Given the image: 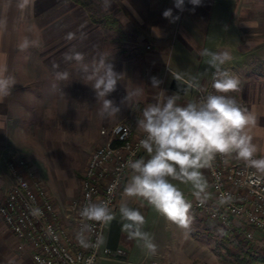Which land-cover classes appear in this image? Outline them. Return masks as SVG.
Here are the masks:
<instances>
[{
  "label": "crops",
  "instance_id": "1",
  "mask_svg": "<svg viewBox=\"0 0 264 264\" xmlns=\"http://www.w3.org/2000/svg\"><path fill=\"white\" fill-rule=\"evenodd\" d=\"M96 1L100 5L96 2L85 7L73 0H30L21 13L14 8V11L10 7L6 9L20 18L14 26L9 23L10 14L0 10V71L6 69L5 74L15 81L9 94L0 97V176L5 161L16 153L35 163L40 178V172L47 168L52 169L56 179L66 176L67 171V184H61L62 180L58 179L59 197H54L59 204H67L77 194L75 189H70L71 182L78 188L89 154L103 140L101 128L131 121L138 129L136 122L143 109L170 95L178 97L179 105L196 101L190 84L204 87L215 72L208 63L210 57L200 54L204 49L230 54L231 59L222 69L237 78L239 85L235 91L218 94L234 98L255 117L250 134L258 148L256 156H264V0H201L198 6L184 0L182 10L175 7V0ZM169 8L173 17H179L175 22L163 16ZM109 15L114 23L106 19ZM69 32L75 34L71 41L66 39ZM25 39L30 46L21 51L19 44ZM73 47L85 55L86 62L105 55L114 70L123 74L116 90L107 98L120 104L127 91L141 89L142 94L120 105L121 111L115 116H99L100 105L94 90L80 80L82 74L76 70L75 62L63 59L64 53ZM57 71H68L70 78L56 82L58 87L53 89ZM153 77L160 81L158 87H153ZM173 78L187 84L183 94L169 87ZM68 141L78 148L69 152ZM36 147L40 148L43 159L35 156ZM141 157L147 159L148 153L143 150L136 159ZM231 157L239 161L234 153ZM200 171L208 186L207 168ZM131 174L129 169L112 210L122 200L136 209L138 204L150 206L142 198L124 196ZM4 177L0 182H5L6 189L9 179ZM169 180L183 193L195 192L190 183ZM147 212L144 210L143 214L147 216ZM188 215L207 225H218ZM123 224L118 248L124 251L121 258H126V263L219 264V250L213 254L195 250L188 241L196 239L186 236L187 228H181L180 242L171 233L164 236L163 230L169 233L176 225L159 213L143 226L156 245L155 253L144 247L142 241L130 239ZM254 234L262 237L259 230ZM123 242H130V246ZM128 256L132 258L127 260Z\"/></svg>",
  "mask_w": 264,
  "mask_h": 264
},
{
  "label": "clouds",
  "instance_id": "2",
  "mask_svg": "<svg viewBox=\"0 0 264 264\" xmlns=\"http://www.w3.org/2000/svg\"><path fill=\"white\" fill-rule=\"evenodd\" d=\"M128 2V0H127ZM198 6L201 0H189ZM30 0H20L18 7L25 9ZM184 0H175V7L182 10ZM165 18L175 22L179 17L172 16V9L163 12ZM74 33H67L66 39L71 41ZM30 42L25 39L19 44V49L25 51ZM202 56H209L208 63L215 69L212 88L216 93H228L238 88L239 81L222 69L231 59L227 51L210 52L204 49ZM65 61H74L81 79L89 84L95 92L100 108L98 115L102 118L113 117L121 111L120 105H126L134 97L142 94L141 89L127 91L121 98L120 104L107 98L117 88V82L123 74L114 70L113 64L101 54L91 62L85 61V55L75 50V47L64 53ZM58 67V65H54ZM6 69L0 71V97L9 94L14 85V78L6 75ZM68 71H57L54 75L52 88L56 89L58 81H68ZM160 81L152 78L153 87H158ZM198 91H203L197 84H193ZM175 95L167 96L157 103L148 104L137 119L138 129L144 133L139 140V147L148 153V158L129 160L127 167L131 169L127 184L124 187V196L138 197L147 201L156 212L180 228L189 225L190 202L185 199L183 192L173 183L179 180L191 184L194 194L200 198L205 193L206 181L200 169L209 167L217 154H235L238 160L246 166L264 173V156L256 158L257 145L253 143L250 129L256 123L255 117L246 109L241 108L234 98L222 94L207 93L198 101L188 102L186 105L177 104ZM111 191V189H110ZM119 213L123 221L124 230L130 239L143 242L150 252L155 253L156 245L149 233L143 231L146 223L144 215L139 209L132 208L126 200L119 204ZM79 215L84 223L76 233L78 243L88 248L90 243L87 233L91 231L88 221L107 224L114 219L109 200L93 201L89 199L81 208ZM102 242L98 239L97 243Z\"/></svg>",
  "mask_w": 264,
  "mask_h": 264
},
{
  "label": "built area",
  "instance_id": "3",
  "mask_svg": "<svg viewBox=\"0 0 264 264\" xmlns=\"http://www.w3.org/2000/svg\"><path fill=\"white\" fill-rule=\"evenodd\" d=\"M212 80L199 87L203 91L190 84L196 101L207 93L218 94ZM99 133L103 140L88 156L79 178V193L64 205L55 200L31 161L17 155L5 161L2 172L9 183L0 200V218L18 247L28 250L30 264H98L101 258L124 256L120 248L111 250L106 246L109 223L88 221L91 231L87 236L94 246L82 247L76 239L84 223L79 212L89 199L109 200L112 209L130 169L127 162L144 150L139 147L144 133L131 121L101 128ZM206 168L209 184L204 194L210 195L198 198L194 192L183 193L191 204L189 213L220 225L232 240L263 245L264 173L221 154ZM255 230L262 232L261 241L255 237ZM98 239L102 242L97 243Z\"/></svg>",
  "mask_w": 264,
  "mask_h": 264
},
{
  "label": "rangeland",
  "instance_id": "4",
  "mask_svg": "<svg viewBox=\"0 0 264 264\" xmlns=\"http://www.w3.org/2000/svg\"><path fill=\"white\" fill-rule=\"evenodd\" d=\"M19 2L20 1H15V0H13V1H11V0H0V10H2L4 13L8 12L10 14V17L8 16V20H9V23L12 24V26H14L16 23V20H19L20 18H19V16H15V15L12 16V13L10 12V10H13V8H14V9H16V11L18 10V13L23 12V10H21L18 7ZM8 7H10L9 8L10 10L6 11V9ZM10 20H11V22H10ZM20 36H21V34H20ZM8 52H9V50H8ZM1 66H2V64H0V67ZM68 142H69V144L67 147H69V149H68V150H70L69 152H73L78 148V146L76 147V145L74 143H72L70 141H68ZM34 153H35V156L38 157L39 160L43 159V155L40 153V148L36 147V149H34ZM15 155L22 156L23 158H26L27 160L31 161L29 158H27L26 156H23L21 154L16 153ZM31 163L36 169L35 163L32 161H31ZM36 171H37V169H36ZM61 172L62 171H60V173ZM40 173L42 174V177H41L42 180H44L46 182L47 187H48L50 193L53 195V197H59V192H58L59 184L57 183V180L58 179L62 180L61 184L66 185L67 180L65 179V177L69 176L68 175L69 172L65 171L66 176H61L59 178L57 177V179L55 176H53L52 169L47 168L46 170H44L43 172H40ZM1 176L4 177L5 175L1 174ZM1 176H0V179L3 178ZM4 178H7V177H4ZM68 179H71V178L69 177ZM71 183H72V185H71L70 189L71 190L75 189V194L76 193L78 194L79 193V186L77 188L74 181ZM78 184H79V180H78ZM4 188H5V182L4 181L0 182V198H1V196L5 190ZM191 189H193V188H191ZM119 204H120V202L117 203L116 209H113L114 218H117V219H121V216L119 213ZM138 205H139L138 209L142 214H143L144 210L148 211L147 216H145L143 214L145 217V220H153V217H155L158 213L151 206L146 207L145 205H141V204H138ZM169 227H172V226L169 225ZM162 228H163V224H162ZM187 231H188L187 235H186L187 237H193L196 239L194 241H188L190 245L194 246L195 250L210 252L212 254L215 253L217 250H219V251L223 250V247L225 244V239H224L225 230L221 226L207 225L205 222L199 221V220L191 218L189 216V225L187 227ZM170 233L172 234V236L173 235L177 236L178 242H180L183 239L182 230L177 225H176V227H174V225H173L171 232H169V233L167 232L166 229L162 231V234L164 236H167L168 234L170 235ZM240 240H242V241H240ZM258 240L261 241L260 238H258ZM172 241L173 240H171V244H172ZM236 242L239 243V247H238V245H236ZM123 244L127 247L130 246V242H125V243L123 242ZM227 246H228V249L230 250V252L232 254L238 253L241 256H242V253L244 252V250H246L249 246H251L252 249L259 254L264 253V246L263 245L252 246L249 242H246L243 239L238 240V238L231 240V241L229 238V245L227 244ZM17 247H18V242H17L16 238H14L13 234H11V232L7 229L6 225L2 222V220L0 218V264H30L28 250L23 249V248L20 249L19 247L18 248ZM131 258H132L131 256H128L127 260L131 259ZM125 259H122V258H115V259L101 258L98 260V264H129V263L125 262L126 261ZM122 261H124V262H122ZM188 264H199V263L189 262Z\"/></svg>",
  "mask_w": 264,
  "mask_h": 264
},
{
  "label": "trees",
  "instance_id": "5",
  "mask_svg": "<svg viewBox=\"0 0 264 264\" xmlns=\"http://www.w3.org/2000/svg\"><path fill=\"white\" fill-rule=\"evenodd\" d=\"M77 3L82 4L85 7H90L92 3H96L97 1H90V0H73ZM96 4L100 5L99 2ZM106 19L109 20V23H114L113 17L109 15ZM225 244L222 251L217 252V257L219 260V264H264V253L259 254L249 246L244 252L242 256L238 253L232 254L228 249L227 244L229 245V238L227 237V233L225 232L224 235ZM239 240V239H238ZM242 241V240H240ZM239 242V241H238ZM236 242V245L239 247V243Z\"/></svg>",
  "mask_w": 264,
  "mask_h": 264
},
{
  "label": "water",
  "instance_id": "6",
  "mask_svg": "<svg viewBox=\"0 0 264 264\" xmlns=\"http://www.w3.org/2000/svg\"><path fill=\"white\" fill-rule=\"evenodd\" d=\"M169 87L177 93L183 94L187 88V84L182 80L173 78L170 82ZM123 222L120 219L114 218L109 222L106 246L111 250H117L118 244L121 237Z\"/></svg>",
  "mask_w": 264,
  "mask_h": 264
}]
</instances>
